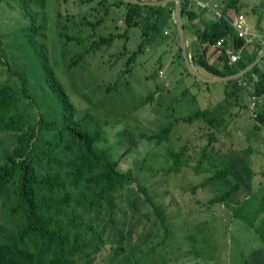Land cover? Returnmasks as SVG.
Wrapping results in <instances>:
<instances>
[{
  "label": "rangeland",
  "instance_id": "1",
  "mask_svg": "<svg viewBox=\"0 0 264 264\" xmlns=\"http://www.w3.org/2000/svg\"><path fill=\"white\" fill-rule=\"evenodd\" d=\"M198 1L216 6L221 17L231 20L236 15H246L250 32L257 36L245 52L255 50L254 45L262 39L259 34L264 33V0H241L239 11L226 9L230 0ZM171 2L175 4L173 26L153 39L134 61L131 55L143 40L142 29L127 27L126 7L115 5L116 0H34L30 5L35 22L41 27L37 40L70 96L76 118H86L90 130H103L96 148L106 150L112 160L119 161L121 172H132L147 187L152 200L165 207L168 216L166 232L136 185H127L117 194L115 216L117 230L125 231V243H120L116 230L107 227L105 244L93 264H264V241L252 226L264 231V174L260 185L246 176L241 180L242 189L230 199L231 205L242 207L245 219L223 204L209 203L217 193L215 185L197 187L213 176L224 155L231 153L233 166H237L244 148L249 146V137L227 142L221 137L227 127L212 132L200 119L186 121L202 105L213 104L228 119L241 116L246 120L242 129L248 135L250 121L254 120L251 105L256 97L255 84L264 77V71L245 76L237 87L226 85L224 92L216 83L206 86L189 69L183 50L179 49L180 39L174 35L178 31L177 4L175 0L164 4ZM186 4L190 14L200 18L188 22L184 35L186 54L193 68L202 77L210 78L193 65L190 48L196 42L200 25L214 22L213 12L194 7L196 3L190 0ZM221 17L216 14L217 20ZM30 25L32 22L18 0L0 2V36L6 60L16 72L28 74L30 93L46 117L53 119L59 114L58 106L48 92L37 55L19 33ZM125 31L127 39L118 38L110 46L92 48L100 38ZM198 52L201 51L195 50L193 57L197 58ZM207 56L209 62L218 63L212 49ZM6 85L19 90L20 82L17 77H9L0 61V90ZM259 98L258 108L264 111V97ZM234 105L237 109L232 112ZM23 109L31 117L37 114L31 100L20 97L11 110ZM165 126L170 128L169 135L164 140L156 139L155 134ZM11 142V133H0V149ZM173 153H179L189 166L173 171ZM199 163L202 164L198 166ZM237 178L234 174L226 180V186ZM8 204L5 198L0 199V237L11 229L1 221ZM120 247L125 249L124 254H118Z\"/></svg>",
  "mask_w": 264,
  "mask_h": 264
},
{
  "label": "trees",
  "instance_id": "2",
  "mask_svg": "<svg viewBox=\"0 0 264 264\" xmlns=\"http://www.w3.org/2000/svg\"><path fill=\"white\" fill-rule=\"evenodd\" d=\"M18 1L25 16L32 22V25L23 28L19 33L38 57L48 92L55 100L59 114L53 119L46 117L39 102L29 91L28 74L16 72L6 60L3 39L0 36V61L6 66L9 77H17L20 82L19 90L9 85L3 86L0 90V133H11L12 136V142L6 148L0 149V199L5 198L9 203L4 208L1 221L11 227L6 235L0 237V264L79 262L93 264L96 255L105 244L107 227L116 230L120 243H125L124 229L116 228L115 216L118 210L116 201L117 194L131 184H135L138 192L144 195L161 227L168 232L165 207L157 205L152 200L147 187L132 172H121L118 169L119 161L112 160L106 150L96 148L95 143L101 139L103 130H90L86 127V118H76L73 102L53 70L42 44L37 40L41 27L36 24L30 10L34 0ZM136 1L148 3L164 0ZM116 2L115 5L126 7L127 27L131 29L140 26L142 29L143 40L138 50L132 53L131 61L136 60L153 39L161 37L168 26H173L175 11L173 2L163 5L140 4L125 0ZM186 2L189 3V0H180L185 21L183 23L185 37L188 22L194 21L197 17L187 10ZM240 2L241 0H230L226 9L235 8L239 11ZM193 10L195 11V8ZM174 35L179 41L177 29ZM118 38L127 39V32L102 37L92 45V48L110 46ZM221 38L226 39L223 52L217 55L213 51L218 63H213L214 61L211 63L207 56L208 50ZM195 39L196 42L192 43L190 48L193 50L191 61L196 68L205 71L212 78H227L239 74L261 53L259 46L250 53L245 52V41L237 36L232 24L224 17L214 20L203 30H198ZM241 48H243L241 59L237 63H230L226 50L237 51ZM195 50L201 51L198 52L200 54L197 58L193 57ZM260 71V66L256 65L247 74L225 81L228 85L237 87L245 76L249 74L257 76ZM203 83L206 86L211 85V82ZM255 87V96H263L264 77H260ZM20 97L31 100L35 105L37 108L35 117H31L25 109L19 112L11 110L15 100ZM202 106L189 115L186 121L200 119L211 129L218 131L225 123L224 115L214 106L207 104ZM257 114L256 123L264 125L263 109L258 108ZM169 131L170 128L165 126L155 134L156 139H166ZM179 153L170 155L173 160L171 166L173 171L189 166L179 157ZM250 153V148L245 150L237 166H233L230 155H224L222 160H219L213 176L206 178L197 186L203 189L215 185L217 193L209 203L223 204L244 219L242 207L231 205L230 199L242 189V179L246 176L253 179ZM200 164L202 163L197 165ZM234 174L238 176L237 180L227 187L226 180L232 178ZM248 187L251 188L252 184ZM16 219L19 221L15 222ZM252 226L264 241V231L253 224ZM117 252L124 254L125 249L120 247Z\"/></svg>",
  "mask_w": 264,
  "mask_h": 264
},
{
  "label": "crops",
  "instance_id": "3",
  "mask_svg": "<svg viewBox=\"0 0 264 264\" xmlns=\"http://www.w3.org/2000/svg\"><path fill=\"white\" fill-rule=\"evenodd\" d=\"M180 7H181V5H180ZM195 12H198V11L195 10ZM213 16H214V18L212 17L213 20H217V18L215 17L214 13H213ZM240 16L243 17L244 21L246 22V25H247L248 29L251 31V23L249 22V20L247 21L246 15L240 14ZM196 20H200V18L198 17V18H196ZM196 20H194V21H196ZM205 25L206 24H201L199 29L203 30L207 26V25L206 26ZM261 34H263V35L259 34V38H262L261 42L256 43L254 45V49L255 50L257 49L258 46H259V49L261 50V53L259 54V56L264 54V33H261ZM259 56H258V58H259ZM256 65H259L260 69H262L264 71V56L261 58V60ZM204 78L208 79V80L216 81V82L212 81L211 83H216L217 87H218V85H220L219 89H222L221 90L222 92H224L225 89L227 91V89H228L227 86H226V85H228L227 83L225 84L222 81L215 80V78L213 79L211 76H210V78H206V77H204ZM203 82H209V81H203ZM225 86H226V88H225ZM221 91L219 90V92L221 94H223ZM260 97H264V95L260 96ZM207 105L208 106H213V104H207ZM235 105H236V102H235ZM235 105L231 107V111L232 112H235L236 109H237V107ZM224 118H225V123H224V125L222 127H224V128L227 127L225 136L221 135V137L224 139V141L229 142V141L232 140L233 142H237L238 139L240 141V140H242V138L243 139H244V137L246 138V136L249 137V141H248L249 142V146L247 148H244V149L245 150H247L248 148L251 149V153H250V156H249V161H250L251 167H252V169L254 171V175H253L252 178L255 179L257 185H260V182H261L260 178H263L262 175L264 174V125H261L260 123H256L257 120L256 121H254V120L250 121V124H249L250 127H249V129L247 131V133H249V134L247 135V134L243 133L244 131L242 129V125L244 124V122L246 120H244L241 116L239 118H237V119H235V116H233L230 119H228L226 116H224ZM254 126H255V129H254ZM207 127L212 132H215V130L211 129L209 126H207ZM224 128H222V130H224ZM218 131H220V130H218ZM234 154H236V153H234ZM230 155H231V153H230ZM263 183H264V180H263ZM262 212H264V211H262Z\"/></svg>",
  "mask_w": 264,
  "mask_h": 264
},
{
  "label": "built area",
  "instance_id": "4",
  "mask_svg": "<svg viewBox=\"0 0 264 264\" xmlns=\"http://www.w3.org/2000/svg\"><path fill=\"white\" fill-rule=\"evenodd\" d=\"M192 2H195L196 4H194V7L199 8L202 7L203 9L206 10H211L215 17L216 14L221 17V14L219 13L218 9L216 8V6H212L209 2L203 3L201 1L198 0H190ZM222 18V17H221ZM228 22H230L234 28V31L236 32L237 36L239 38H242L245 43L246 46L250 45L253 43V40L255 39V37L257 36L256 34L250 32V30L248 29L246 22L244 21L243 17L240 15H236L232 20L231 17H224ZM226 43V39L225 38H221L219 39L216 43H214L213 45H211V49L217 53V55H220L223 51L224 45ZM242 52H243V48L235 51L233 49H227L226 50V54L229 56L230 58V63H237L242 56ZM260 96H256L251 105L252 107V114H253V118L256 121L258 118V114H257V110L259 107V103H258V99ZM258 98V99H257ZM257 107V109H256Z\"/></svg>",
  "mask_w": 264,
  "mask_h": 264
},
{
  "label": "water",
  "instance_id": "5",
  "mask_svg": "<svg viewBox=\"0 0 264 264\" xmlns=\"http://www.w3.org/2000/svg\"><path fill=\"white\" fill-rule=\"evenodd\" d=\"M130 2H134V3H140V4H150V5H159V4H164L170 0H164V1H159V2H139L136 0H128ZM176 4H177V27H178V32H179V37H180V43H181V48L183 50V54L184 57L186 58V62L188 64L189 69L202 81H214V80H208L202 77L201 74H199L191 65V63L189 62V58L188 55L186 54V49H185V38H184V28H183V17H182V11H181V7H180V0H175ZM264 56L261 55L259 56V58L253 62L252 64H250L248 67H246L243 71H241L239 74L235 75V76H231V77H227V78H217L216 80L219 81H225L228 79H232V78H238L243 76L247 71H249L250 69H252L260 60L261 58Z\"/></svg>",
  "mask_w": 264,
  "mask_h": 264
}]
</instances>
